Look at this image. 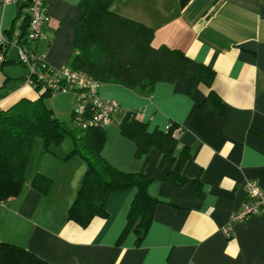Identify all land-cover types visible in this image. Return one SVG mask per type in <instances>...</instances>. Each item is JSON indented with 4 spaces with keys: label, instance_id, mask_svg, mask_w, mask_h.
Returning <instances> with one entry per match:
<instances>
[{
    "label": "crops",
    "instance_id": "obj_1",
    "mask_svg": "<svg viewBox=\"0 0 264 264\" xmlns=\"http://www.w3.org/2000/svg\"><path fill=\"white\" fill-rule=\"evenodd\" d=\"M87 1L47 0L48 19L35 48L48 65H69ZM110 9L152 27L154 45L179 49L191 60L186 79L157 82L149 95L112 83L99 88L120 105L104 127L102 156L120 170L153 177L148 192L158 202L148 231L138 244L133 231L118 241L134 188L110 194L106 217L96 216L86 226L70 220L67 212L86 163L76 154L66 157L69 136L51 152L36 137L21 192L0 201V241L52 264H264V218L229 222L247 199L246 181L264 190V0H113ZM26 12V0H0V29L9 39L20 38ZM16 56L13 45L3 51L0 109L43 92L27 82ZM199 65L211 68L213 78L210 86L199 83L192 95L189 79ZM210 90L219 97L221 113L213 104L200 107ZM73 100L71 93H57L43 102L68 120ZM132 110L149 131L172 122L184 127L177 138L190 153L183 184L166 180L170 163L158 149L151 148L147 159L136 156L133 141L120 132ZM37 172L52 180L47 193L31 185ZM197 176L200 192L191 198L190 183Z\"/></svg>",
    "mask_w": 264,
    "mask_h": 264
},
{
    "label": "trees",
    "instance_id": "obj_2",
    "mask_svg": "<svg viewBox=\"0 0 264 264\" xmlns=\"http://www.w3.org/2000/svg\"><path fill=\"white\" fill-rule=\"evenodd\" d=\"M112 2L113 0L86 2L76 27L74 53L68 66L84 71L101 83L118 84L145 95L151 94L157 82L174 83L186 79L190 58L179 49L165 44L154 45L153 28L112 11ZM27 16L26 12L19 42L25 36ZM5 62L3 58L0 65ZM212 78L213 70L199 65L189 79L188 92L193 95L199 83L210 86ZM34 87L43 90L36 99L21 98L8 108L0 109V201L21 192L36 137L43 140L45 151L51 152L64 137L69 136L72 149L66 157L72 154L80 156L86 163V170L68 209V218L86 226L96 216L106 217L110 194L134 188L126 223L118 241L129 231H133L136 244L140 243L148 231L158 202L148 192L153 177L143 170L128 172L111 165L101 154L106 139L104 128L84 124L91 115L90 110L87 109L80 116L71 111L68 120L60 119L43 102L45 96L53 94L52 91L40 81ZM219 103L218 95L210 90L200 107L205 109L213 104L214 110L221 113ZM175 127L176 124L172 122L165 129L149 131L147 122L140 118L139 111L132 110L120 125V132L133 141L137 157L144 156L147 159L151 148L158 149L162 161L170 163L166 180L181 185L186 180L185 171L190 162V153L173 136ZM51 181L50 177L37 172L31 185L40 192L47 193ZM200 186L197 176L190 183L191 198L198 196ZM0 264L52 263L18 244L0 241Z\"/></svg>",
    "mask_w": 264,
    "mask_h": 264
},
{
    "label": "built area",
    "instance_id": "obj_3",
    "mask_svg": "<svg viewBox=\"0 0 264 264\" xmlns=\"http://www.w3.org/2000/svg\"><path fill=\"white\" fill-rule=\"evenodd\" d=\"M15 2L17 0H6ZM27 26L24 39H9L0 29V62L3 60V51L13 45L17 51V60L25 68L27 82L34 86L40 81L53 94L71 93L74 102L72 111L76 116L83 115L87 109L90 117L84 124L105 127L112 122L113 113L119 108L117 100L104 97L100 94L101 82L90 77L84 71L72 69L68 65L52 67L46 63L43 55L36 53L35 44L43 37L47 23V0H26ZM184 131L181 125L173 129V136L178 138ZM247 196L240 208L233 212L229 222H244L252 217H264V190L254 181L248 180L244 185ZM228 233V230H225Z\"/></svg>",
    "mask_w": 264,
    "mask_h": 264
},
{
    "label": "rangeland",
    "instance_id": "obj_4",
    "mask_svg": "<svg viewBox=\"0 0 264 264\" xmlns=\"http://www.w3.org/2000/svg\"><path fill=\"white\" fill-rule=\"evenodd\" d=\"M55 94H57V93H55ZM33 144H34V142H33ZM33 146V145H32Z\"/></svg>",
    "mask_w": 264,
    "mask_h": 264
}]
</instances>
